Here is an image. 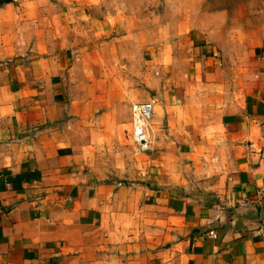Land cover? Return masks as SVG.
Masks as SVG:
<instances>
[{
  "label": "crops",
  "instance_id": "crops-1",
  "mask_svg": "<svg viewBox=\"0 0 264 264\" xmlns=\"http://www.w3.org/2000/svg\"><path fill=\"white\" fill-rule=\"evenodd\" d=\"M136 5L0 3V264H264V45L249 69L158 59L175 102L153 101L145 177L107 183L91 168L96 133L77 114L104 60L81 59L85 34L133 28ZM78 71H94L92 85H76Z\"/></svg>",
  "mask_w": 264,
  "mask_h": 264
},
{
  "label": "rangeland",
  "instance_id": "rangeland-1",
  "mask_svg": "<svg viewBox=\"0 0 264 264\" xmlns=\"http://www.w3.org/2000/svg\"><path fill=\"white\" fill-rule=\"evenodd\" d=\"M132 14L133 28L120 21L119 27L97 35L87 32L82 45L81 59L88 64L95 66L97 55L104 60L103 76L99 77L102 86L87 97L90 105L77 117L92 123L96 140L91 168L107 183L143 179L149 169V160L136 150L125 124L131 121L128 112L131 116V108L138 102H159L161 94L175 102L174 92L163 93L165 80L163 72L157 71L158 59L174 54L190 57L197 52L200 58L226 62L236 58L249 69L251 53L264 45V0H137ZM127 36H135L136 41L124 39ZM96 37H103V42L97 43ZM117 48L123 64H112ZM78 72L82 77L76 85H92L94 71ZM108 99L110 105L96 106V101ZM106 112L116 120L113 130L107 126Z\"/></svg>",
  "mask_w": 264,
  "mask_h": 264
},
{
  "label": "built area",
  "instance_id": "built-area-1",
  "mask_svg": "<svg viewBox=\"0 0 264 264\" xmlns=\"http://www.w3.org/2000/svg\"><path fill=\"white\" fill-rule=\"evenodd\" d=\"M154 115V102L136 103L131 108V140L139 153L150 151L149 126ZM260 193H258L259 195ZM210 235L215 238L213 233Z\"/></svg>",
  "mask_w": 264,
  "mask_h": 264
},
{
  "label": "water",
  "instance_id": "water-1",
  "mask_svg": "<svg viewBox=\"0 0 264 264\" xmlns=\"http://www.w3.org/2000/svg\"><path fill=\"white\" fill-rule=\"evenodd\" d=\"M8 2V0H0V3Z\"/></svg>",
  "mask_w": 264,
  "mask_h": 264
}]
</instances>
